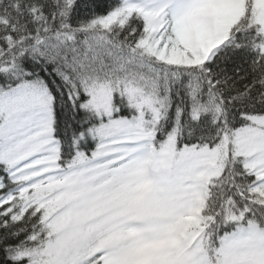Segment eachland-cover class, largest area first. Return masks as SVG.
Returning <instances> with one entry per match:
<instances>
[{
    "label": "snow or ice",
    "instance_id": "6c2138e0",
    "mask_svg": "<svg viewBox=\"0 0 264 264\" xmlns=\"http://www.w3.org/2000/svg\"><path fill=\"white\" fill-rule=\"evenodd\" d=\"M0 264H264V0H0Z\"/></svg>",
    "mask_w": 264,
    "mask_h": 264
}]
</instances>
